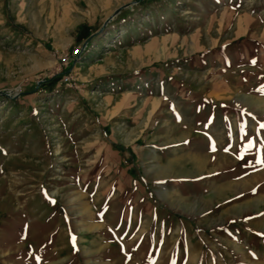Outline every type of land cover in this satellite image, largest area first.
Masks as SVG:
<instances>
[{"label":"rangeland","instance_id":"obj_1","mask_svg":"<svg viewBox=\"0 0 264 264\" xmlns=\"http://www.w3.org/2000/svg\"><path fill=\"white\" fill-rule=\"evenodd\" d=\"M0 264H264V0H0Z\"/></svg>","mask_w":264,"mask_h":264},{"label":"built area","instance_id":"obj_2","mask_svg":"<svg viewBox=\"0 0 264 264\" xmlns=\"http://www.w3.org/2000/svg\"><path fill=\"white\" fill-rule=\"evenodd\" d=\"M83 50V46L81 44L75 46L74 48H71L70 50L64 51L60 54H57L56 61L58 64V67L62 69L60 72L62 73V81L63 82H69L71 80V69L70 65L74 64L77 61L78 56ZM54 73H52L53 75Z\"/></svg>","mask_w":264,"mask_h":264},{"label":"water","instance_id":"obj_3","mask_svg":"<svg viewBox=\"0 0 264 264\" xmlns=\"http://www.w3.org/2000/svg\"><path fill=\"white\" fill-rule=\"evenodd\" d=\"M113 16H114V15H112V16H111V17H109V18H107V19H106V21L110 20V19H111ZM106 21H105V22H106Z\"/></svg>","mask_w":264,"mask_h":264},{"label":"trees","instance_id":"obj_4","mask_svg":"<svg viewBox=\"0 0 264 264\" xmlns=\"http://www.w3.org/2000/svg\"><path fill=\"white\" fill-rule=\"evenodd\" d=\"M64 73V72H63Z\"/></svg>","mask_w":264,"mask_h":264}]
</instances>
